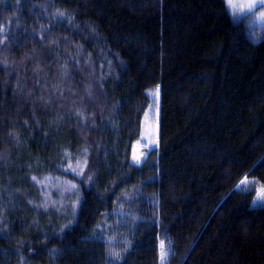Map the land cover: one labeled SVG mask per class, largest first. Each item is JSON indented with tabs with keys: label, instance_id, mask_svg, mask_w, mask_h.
<instances>
[{
	"label": "trees",
	"instance_id": "16d2710c",
	"mask_svg": "<svg viewBox=\"0 0 264 264\" xmlns=\"http://www.w3.org/2000/svg\"><path fill=\"white\" fill-rule=\"evenodd\" d=\"M260 9L0 0V264H264Z\"/></svg>",
	"mask_w": 264,
	"mask_h": 264
},
{
	"label": "rangeland",
	"instance_id": "374dc122",
	"mask_svg": "<svg viewBox=\"0 0 264 264\" xmlns=\"http://www.w3.org/2000/svg\"><path fill=\"white\" fill-rule=\"evenodd\" d=\"M233 17L242 18L247 14L253 13L258 10L261 6H257L260 0H226ZM254 11H249L250 7H254ZM264 7H261L258 18L264 21ZM151 98V106L146 113L143 121L142 134L140 141L134 145L133 148V162L136 164H141L147 153L158 147L159 145V118H160V93L158 89L150 90L149 92ZM138 158V159H137ZM264 196V189H262L259 197ZM258 200V198H257ZM256 200V201H257Z\"/></svg>",
	"mask_w": 264,
	"mask_h": 264
},
{
	"label": "bare ground",
	"instance_id": "6f19581e",
	"mask_svg": "<svg viewBox=\"0 0 264 264\" xmlns=\"http://www.w3.org/2000/svg\"><path fill=\"white\" fill-rule=\"evenodd\" d=\"M226 3H227V1L226 0H224ZM227 5H228V3H227ZM228 8H229V5H228ZM229 10H230V8H229ZM230 14H231V16L233 17V14L231 13V10H230ZM234 19H238V18H235V17H233ZM259 20H260V18H259ZM261 22H263L262 20H260ZM264 23V22H263ZM264 25V24H263ZM158 89L159 90V93H160V118H159V127H160V124H161V86L160 85H157V86H155V87H153V89ZM152 88H151V90H153ZM148 92V95H149V92H150V90H148L147 91ZM149 97H150V95H149ZM150 100H151V98H150ZM151 103H152V101H151ZM151 106V105H150ZM150 108V107H149ZM149 110V109H148ZM160 134V133H159ZM153 149H159V145H158V147H156V148H153ZM153 149H151V150H153ZM147 156V155H146ZM146 158V157H145ZM136 164V163H135ZM245 178H246V180H245ZM242 181H245L244 183H241ZM249 181V178L247 177V176H244L241 180H240V182L235 186V188L234 189H236V188H238V187H240L241 185H243V184H245L246 182H248ZM262 189H264V186L262 187ZM161 248V247H160ZM163 251L164 252H166V248H164L163 249ZM161 252H162V248H161ZM167 253V252H166Z\"/></svg>",
	"mask_w": 264,
	"mask_h": 264
},
{
	"label": "snow or ice",
	"instance_id": "6c2138e0",
	"mask_svg": "<svg viewBox=\"0 0 264 264\" xmlns=\"http://www.w3.org/2000/svg\"><path fill=\"white\" fill-rule=\"evenodd\" d=\"M257 6L264 7V0H260L259 5H257ZM254 10H255V6L254 7H250V9H249L250 12L251 11H254ZM262 15H264V14H262ZM33 179H35V177ZM245 180H246V178H245ZM244 182L245 181H242L241 183H244ZM256 202L257 203H264V196L258 197V200ZM161 248H162V252H161V262L163 264V261H164L166 255H167V253L163 251V249H164L163 242L161 243ZM117 259H119V256L118 255H117Z\"/></svg>",
	"mask_w": 264,
	"mask_h": 264
}]
</instances>
